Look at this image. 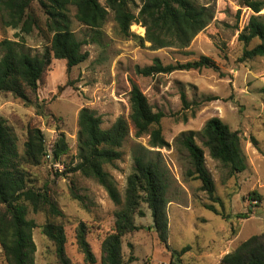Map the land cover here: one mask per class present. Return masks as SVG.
<instances>
[{
    "label": "rangeland",
    "instance_id": "1",
    "mask_svg": "<svg viewBox=\"0 0 264 264\" xmlns=\"http://www.w3.org/2000/svg\"><path fill=\"white\" fill-rule=\"evenodd\" d=\"M133 1L132 8L137 13L141 0ZM196 1L212 5L215 18L190 47L183 50L175 47L152 50L150 43L141 46L134 39L120 38L115 34L111 11L102 29L100 43L92 42V31L73 19L77 38L87 42L83 50L89 53V58L69 72L64 60H53L38 90L39 99L46 105V117L39 116L34 108L12 95L0 94V115L19 137L21 150L28 124L42 129L49 151L60 133L66 135L68 154L59 162L51 158L45 160L41 167L32 170V180L37 187L48 185L50 194L65 214L66 253L71 264H89L77 243V230L81 224L86 227L96 264H101V243L112 232L117 209L101 185L79 173L68 172L78 162V114L82 108H89L102 118L103 127L109 128L118 117L130 115L129 94L133 83L141 88L156 111L166 114L162 120L163 134L171 147L160 151L169 170L168 198L172 201L169 205V245L173 251L191 247L182 256V263L221 264V258L241 242L264 233V58L240 61L245 48L251 49L260 42L254 40L245 46L239 40L253 11L243 0ZM101 2L105 4L104 0ZM40 15L44 21V16ZM131 31L140 36L146 33L141 24H133ZM14 34V30H8L5 36L15 39ZM2 38L0 33V40ZM25 41L33 53L43 50L46 44L38 32L26 37ZM203 55L212 58L220 71L178 70L151 77L138 75L136 71L138 67L152 65L155 58H160L164 65H175L198 60ZM182 93L189 103L188 108L183 105ZM214 117L240 132L249 165L246 171L229 177L228 169L213 160L206 150V165L220 198L216 206L231 215L229 220L205 207L211 201L200 190V181L186 178V153L179 152L175 145L183 132H198ZM148 140L147 136L136 138L131 127V135L122 148V159L107 167L122 195L127 178L133 172V148L137 143L148 146ZM197 142L201 144L198 138ZM71 189L83 198L82 201L73 197ZM254 191L262 196L261 201L250 199L249 195ZM142 208L145 216L136 219L141 229L124 239L123 253L127 264H175L172 250L158 239L150 209L146 204ZM240 213H249V218H237ZM29 218L38 225L33 231L36 264H60L55 247L42 232L45 214L31 212ZM131 256L135 258L133 262L128 261ZM0 264H7L1 246Z\"/></svg>",
    "mask_w": 264,
    "mask_h": 264
},
{
    "label": "trees",
    "instance_id": "2",
    "mask_svg": "<svg viewBox=\"0 0 264 264\" xmlns=\"http://www.w3.org/2000/svg\"><path fill=\"white\" fill-rule=\"evenodd\" d=\"M0 0V94H10L26 106L46 117V105L38 96L41 83L45 80L54 59L64 60L67 71L84 63L89 53L83 50L84 40L77 38L73 19L92 31L91 40L100 43L102 29L110 11L114 15V31L122 39H134L141 46L150 43V49L160 50L175 47L187 49L194 39L214 20L215 9L209 3L196 0H141L136 13L133 0ZM253 11L239 40L248 46L254 40L260 42L251 49L245 48L240 61L257 57L264 58V0H243ZM72 8L75 14L72 15ZM44 16L42 21L41 15ZM133 24H141L145 36L131 31ZM8 30L15 31V39L6 37ZM38 32L44 39L43 50L33 53L26 45V37ZM213 69L219 72L218 64L208 56L198 60L175 65H164L160 58L143 68L137 74L151 77L170 74L174 71ZM264 94V89H263ZM213 99V98H208ZM184 107L189 103L182 93ZM130 115L120 116L109 127H103V120L95 111L82 108L78 114V151L75 166L69 173H79L101 185L116 205L114 227L101 243V264H127L123 253L125 237L138 232L141 227L137 217H144L142 208L146 204L151 211L156 233L162 245L171 249L170 218L168 198L169 170L161 149L171 145L163 134L162 120L166 114L156 111L141 88L133 83L129 94ZM147 136L148 146L137 143L132 151L133 172L127 178L124 195L118 189L117 181L107 170L123 156L122 148L131 135ZM23 149L14 129L0 115V246L7 264H36L37 246L33 231L38 227L31 212L43 213L46 221L42 232L55 247L60 264H71L66 253L67 235L65 214L50 194L48 185L33 184L32 170L41 167L49 157L55 162L70 151L66 135L60 133L51 151L47 147L45 133L36 125L28 124ZM197 138L201 144L197 142ZM257 144L256 140L254 139ZM179 152L186 153L188 169L186 178L201 182L200 190L205 192L211 203L205 207L224 219H231L216 206L220 198L216 195V183L206 165V150L209 156L228 169L229 177L246 171L249 167L242 148L239 131H233L220 118L208 120L198 132H183L175 140ZM75 199L82 197L73 192ZM252 201H261L262 196L254 191L249 195ZM251 213V210L249 211ZM249 213L236 217L249 218ZM77 243L85 260L96 264L97 258L87 240V230L81 224L77 230ZM191 250L186 247L173 251L175 264H183L182 256ZM135 258L131 256L129 262ZM221 264H264V233L254 235L241 242L220 260Z\"/></svg>",
    "mask_w": 264,
    "mask_h": 264
},
{
    "label": "water",
    "instance_id": "3",
    "mask_svg": "<svg viewBox=\"0 0 264 264\" xmlns=\"http://www.w3.org/2000/svg\"><path fill=\"white\" fill-rule=\"evenodd\" d=\"M154 230H156V225H154Z\"/></svg>",
    "mask_w": 264,
    "mask_h": 264
},
{
    "label": "crops",
    "instance_id": "4",
    "mask_svg": "<svg viewBox=\"0 0 264 264\" xmlns=\"http://www.w3.org/2000/svg\"><path fill=\"white\" fill-rule=\"evenodd\" d=\"M172 203V201L170 202V204Z\"/></svg>",
    "mask_w": 264,
    "mask_h": 264
},
{
    "label": "built area",
    "instance_id": "5",
    "mask_svg": "<svg viewBox=\"0 0 264 264\" xmlns=\"http://www.w3.org/2000/svg\"><path fill=\"white\" fill-rule=\"evenodd\" d=\"M49 158H51V157H49Z\"/></svg>",
    "mask_w": 264,
    "mask_h": 264
}]
</instances>
